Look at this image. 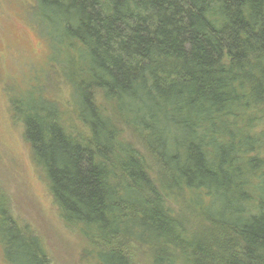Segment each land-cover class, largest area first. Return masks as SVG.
Listing matches in <instances>:
<instances>
[{
    "label": "trees",
    "instance_id": "trees-1",
    "mask_svg": "<svg viewBox=\"0 0 264 264\" xmlns=\"http://www.w3.org/2000/svg\"><path fill=\"white\" fill-rule=\"evenodd\" d=\"M29 1L49 69L8 103L82 259L264 264V0ZM0 246L51 264L1 200Z\"/></svg>",
    "mask_w": 264,
    "mask_h": 264
},
{
    "label": "rangeland",
    "instance_id": "rangeland-1",
    "mask_svg": "<svg viewBox=\"0 0 264 264\" xmlns=\"http://www.w3.org/2000/svg\"><path fill=\"white\" fill-rule=\"evenodd\" d=\"M30 3L0 0V200L19 226L43 242L51 264H87L82 258L88 244L60 218L8 103V95L28 99L38 76L49 69L48 46L27 14ZM6 74L14 75L12 81ZM51 88L47 83L43 91L50 94Z\"/></svg>",
    "mask_w": 264,
    "mask_h": 264
}]
</instances>
